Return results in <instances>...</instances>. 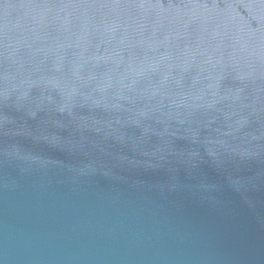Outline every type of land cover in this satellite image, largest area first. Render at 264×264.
Returning <instances> with one entry per match:
<instances>
[{
  "label": "water",
  "instance_id": "95a60500",
  "mask_svg": "<svg viewBox=\"0 0 264 264\" xmlns=\"http://www.w3.org/2000/svg\"><path fill=\"white\" fill-rule=\"evenodd\" d=\"M0 264H264V0H0Z\"/></svg>",
  "mask_w": 264,
  "mask_h": 264
}]
</instances>
